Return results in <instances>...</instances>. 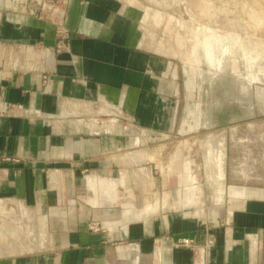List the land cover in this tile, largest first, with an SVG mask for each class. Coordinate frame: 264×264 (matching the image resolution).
Returning a JSON list of instances; mask_svg holds the SVG:
<instances>
[{
	"label": "crops",
	"instance_id": "1",
	"mask_svg": "<svg viewBox=\"0 0 264 264\" xmlns=\"http://www.w3.org/2000/svg\"><path fill=\"white\" fill-rule=\"evenodd\" d=\"M162 23L130 0H0V264H264V197L181 192L145 147L186 131Z\"/></svg>",
	"mask_w": 264,
	"mask_h": 264
},
{
	"label": "rangeland",
	"instance_id": "2",
	"mask_svg": "<svg viewBox=\"0 0 264 264\" xmlns=\"http://www.w3.org/2000/svg\"><path fill=\"white\" fill-rule=\"evenodd\" d=\"M130 1L160 13L154 43L180 71L186 131L145 139L159 150L158 173L228 205L264 197V0ZM187 175L205 186L186 185Z\"/></svg>",
	"mask_w": 264,
	"mask_h": 264
},
{
	"label": "built area",
	"instance_id": "3",
	"mask_svg": "<svg viewBox=\"0 0 264 264\" xmlns=\"http://www.w3.org/2000/svg\"><path fill=\"white\" fill-rule=\"evenodd\" d=\"M49 4L50 3H46V1H42V7H43V9H49L50 8ZM212 35H214V34H212ZM206 36L207 37H210V35H206ZM9 160H11V158H9V157H7L5 155H0V163H2L4 161H9ZM177 244L180 245V246H190V247H193V248L195 247L194 240L187 239V238L179 239L177 241Z\"/></svg>",
	"mask_w": 264,
	"mask_h": 264
}]
</instances>
